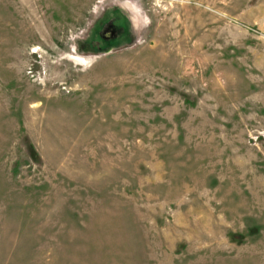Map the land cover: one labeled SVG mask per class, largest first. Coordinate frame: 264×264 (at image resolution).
Masks as SVG:
<instances>
[{
  "label": "rangeland",
  "instance_id": "1",
  "mask_svg": "<svg viewBox=\"0 0 264 264\" xmlns=\"http://www.w3.org/2000/svg\"><path fill=\"white\" fill-rule=\"evenodd\" d=\"M0 264H264V0H0Z\"/></svg>",
  "mask_w": 264,
  "mask_h": 264
}]
</instances>
